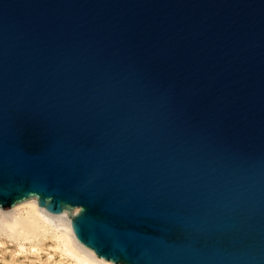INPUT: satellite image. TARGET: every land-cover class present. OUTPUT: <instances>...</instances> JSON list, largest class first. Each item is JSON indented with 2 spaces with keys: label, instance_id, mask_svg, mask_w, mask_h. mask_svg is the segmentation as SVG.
Wrapping results in <instances>:
<instances>
[{
  "label": "water",
  "instance_id": "water-1",
  "mask_svg": "<svg viewBox=\"0 0 264 264\" xmlns=\"http://www.w3.org/2000/svg\"><path fill=\"white\" fill-rule=\"evenodd\" d=\"M30 199L112 264H264V0H0V208Z\"/></svg>",
  "mask_w": 264,
  "mask_h": 264
},
{
  "label": "bare ground",
  "instance_id": "bare-ground-1",
  "mask_svg": "<svg viewBox=\"0 0 264 264\" xmlns=\"http://www.w3.org/2000/svg\"><path fill=\"white\" fill-rule=\"evenodd\" d=\"M0 236L15 242L20 252L25 245L34 248L43 239L50 238L74 264H112L95 256L76 240L67 216L51 214L32 199L9 209L0 208Z\"/></svg>",
  "mask_w": 264,
  "mask_h": 264
},
{
  "label": "rangeland",
  "instance_id": "rangeland-1",
  "mask_svg": "<svg viewBox=\"0 0 264 264\" xmlns=\"http://www.w3.org/2000/svg\"><path fill=\"white\" fill-rule=\"evenodd\" d=\"M39 245V246H38ZM0 264H74L54 246L50 238L43 239L36 247L24 246L19 251L15 242L0 236Z\"/></svg>",
  "mask_w": 264,
  "mask_h": 264
}]
</instances>
